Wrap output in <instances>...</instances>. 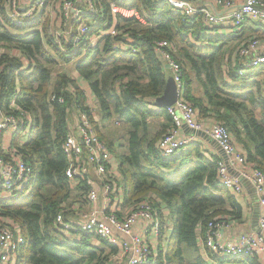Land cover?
I'll return each mask as SVG.
<instances>
[{"label": "trees", "instance_id": "1", "mask_svg": "<svg viewBox=\"0 0 264 264\" xmlns=\"http://www.w3.org/2000/svg\"><path fill=\"white\" fill-rule=\"evenodd\" d=\"M64 1L45 0L17 20L13 0H0V109L30 117L29 128L13 135L8 151L0 140L4 160L13 152L32 167L30 192L0 199V216L25 236L17 264H114L117 247L93 233L54 224L58 214L68 221L77 201L86 204L88 187L82 182L72 187L64 172L62 146L76 111L88 115L118 159L124 203L148 200L160 216L157 255L150 264H214L203 257L199 238L206 237L209 222L241 216L239 196L219 182V157L200 141L171 157L158 149L174 122L155 103L171 75L157 42L172 46L170 54L182 69L183 96L198 118L225 124L247 160L264 173V65L246 68L237 54L245 40L264 39V26L209 27L202 14L188 18L157 0H93L97 11L84 18L87 31L75 42L77 22L60 11ZM70 1L84 9L78 0ZM112 2L133 13L113 17ZM64 64H72L69 71L59 68ZM104 120L123 126V137L117 138L126 140L124 152L116 154L106 141L99 125ZM215 258L216 264H260L250 256Z\"/></svg>", "mask_w": 264, "mask_h": 264}, {"label": "built area", "instance_id": "2", "mask_svg": "<svg viewBox=\"0 0 264 264\" xmlns=\"http://www.w3.org/2000/svg\"><path fill=\"white\" fill-rule=\"evenodd\" d=\"M124 1V0H122ZM161 4L178 10L182 15L192 18L202 14L209 27L220 26L226 29H239L247 22L264 26V0H202L196 6L189 0H157ZM45 0H31L28 8H19L13 0L11 14L13 18L27 17L35 8L44 5ZM84 9L76 7L72 1L62 3L66 18L77 22L78 33L74 41L87 31L84 18L94 14L97 9L93 0H78ZM110 12L129 15L133 12L116 3H110ZM114 32L113 28L109 30ZM61 33L59 32L58 35ZM96 37L90 39L93 43ZM157 50L170 70L178 97L174 104L167 106L174 127L157 142L162 156L171 157L181 153L200 137L211 139L223 156L217 161L219 182L235 194L242 193L241 180L245 179L253 186L262 211L258 217V232H244L235 237L225 238L223 229L228 222L216 219L207 224L205 238H199V247L206 260L217 263V257H256L264 264V173L254 163L247 160L243 150L238 149L232 134L225 124L215 120H201L191 104L184 98V81L181 66L172 58V46L166 40L157 42ZM246 68H258L264 65V39L249 38L237 53ZM246 72V71H245ZM240 74L243 71L239 72ZM52 100L55 96L51 97ZM59 98V102H62ZM78 114L68 122V133L63 143L67 165L65 176L72 187L85 183L88 187L84 200L73 204L75 214L65 221L58 214L54 224L65 231L74 230L93 233L110 246L117 247L113 255L114 264H150L157 255V243L160 236L161 219L152 203L148 200L136 204H126L125 192L119 185L120 174L118 159L108 145L100 138L85 112ZM25 123V124H24ZM30 117L6 115L0 109L1 149L9 150V142L20 128H29ZM230 167L236 175L230 173ZM32 179V167L13 152L4 160L0 155V199L15 198L21 193L28 194ZM86 207V208H85ZM165 209L163 215H165ZM199 228V227H198ZM25 243V236L13 222H7L0 216V264H17L18 254Z\"/></svg>", "mask_w": 264, "mask_h": 264}, {"label": "crops", "instance_id": "3", "mask_svg": "<svg viewBox=\"0 0 264 264\" xmlns=\"http://www.w3.org/2000/svg\"><path fill=\"white\" fill-rule=\"evenodd\" d=\"M31 0H27L29 2ZM192 4L196 6H200L203 4L204 1L202 0H189ZM89 100L94 101L93 95L90 91H87ZM74 116V113L70 115V120H72ZM234 139V138H233ZM198 141L202 143L203 149L210 150V152L214 155H217L219 158H222L223 154L219 150L218 146L209 138L206 137H199ZM236 146L238 149L243 150L240 144L235 140ZM244 152V150H243ZM230 173L233 175H236L235 169L230 167ZM241 186H242V193L236 194L238 195L239 202L241 204V216L237 219L230 220L228 222V226L223 229V236L225 238L228 237H235L241 233L244 232H258V217L262 211V208L260 207L258 203L257 194L251 185V183L245 179L241 180ZM233 193L232 191H230ZM235 194V193H233ZM86 208V207H85ZM165 215H167V222L166 224H170L169 218H168V210L165 209ZM202 254L205 256V254L202 252Z\"/></svg>", "mask_w": 264, "mask_h": 264}, {"label": "rangeland", "instance_id": "4", "mask_svg": "<svg viewBox=\"0 0 264 264\" xmlns=\"http://www.w3.org/2000/svg\"><path fill=\"white\" fill-rule=\"evenodd\" d=\"M27 2V0H22L20 5H16L18 7H22V5ZM17 3V2H15ZM59 6V5H58ZM24 7V6H23ZM62 10V7H60V11ZM49 12V15L52 14L53 12V5H50V7L47 10ZM131 14V13H130ZM70 65L72 64H64L63 66L61 65L62 68L64 67L68 71L70 70ZM77 112L74 113V118L77 116ZM98 117L99 114H97ZM96 116V119L98 120V117ZM101 132L105 136V139L107 142H110L113 145V151L116 154H120L121 152H124L126 150V140L125 139H118L117 137H123L122 133L124 131V128L122 125H118L116 123H113L109 120H104L99 122ZM162 244L165 245V236L162 238ZM121 264H126V259L121 260Z\"/></svg>", "mask_w": 264, "mask_h": 264}, {"label": "water", "instance_id": "5", "mask_svg": "<svg viewBox=\"0 0 264 264\" xmlns=\"http://www.w3.org/2000/svg\"><path fill=\"white\" fill-rule=\"evenodd\" d=\"M166 68H168V66L166 65ZM178 97V93H177V89H176V84L173 80V78L170 76L167 79L165 88L162 92V94L156 98L155 103L159 106V107H167V106H171L172 104L175 103L176 99Z\"/></svg>", "mask_w": 264, "mask_h": 264}]
</instances>
